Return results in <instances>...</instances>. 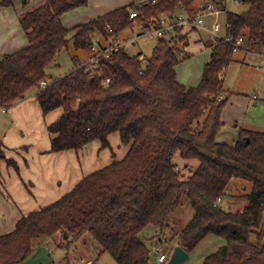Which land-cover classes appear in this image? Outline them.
Segmentation results:
<instances>
[{
    "label": "trees",
    "instance_id": "1",
    "mask_svg": "<svg viewBox=\"0 0 264 264\" xmlns=\"http://www.w3.org/2000/svg\"><path fill=\"white\" fill-rule=\"evenodd\" d=\"M200 1L143 0L71 29L64 28L61 17L87 7L89 0H44L20 17L27 46L0 61V107L7 109L34 92L43 116L61 110L47 127L51 153L77 151L93 141L107 148L112 133L129 148L123 159L83 177L0 235V264L24 262L38 240L55 234L66 244L88 234L99 256L106 253L116 264H149L150 250L140 234L152 226L153 239L168 229L166 220L182 196L194 215L177 235L176 246L190 253L212 235L224 244L201 264H264V133L241 129L232 146L216 140L228 101L222 83L234 61L231 42L210 44L209 61L192 88L176 79L175 67L190 56L180 29L171 38L156 39L144 62L121 48L99 62L96 75L76 56L66 75L49 80L46 73L70 42L75 50H88L95 36L106 43L133 24L144 28L180 10L193 17ZM240 2L249 7L225 13V36L232 42L242 38L238 51L264 48V0ZM11 5L12 0H0L2 7ZM132 10L137 16L129 20ZM42 81L47 82L43 89ZM235 181L249 183L251 190L241 196L246 201L241 210L225 211L215 203Z\"/></svg>",
    "mask_w": 264,
    "mask_h": 264
},
{
    "label": "crops",
    "instance_id": "2",
    "mask_svg": "<svg viewBox=\"0 0 264 264\" xmlns=\"http://www.w3.org/2000/svg\"><path fill=\"white\" fill-rule=\"evenodd\" d=\"M43 1L12 0L11 6H0V61L6 55L18 52L27 46L25 33L20 26V17L27 11L43 3ZM127 1L129 3L124 0H116L111 3L102 0H89L87 7L66 12L61 17V23L65 29H71L133 3L130 2L131 0ZM140 1L143 0H139L138 2ZM94 2H96V6H93ZM208 3L207 0L200 1L197 5L198 9L195 16L204 14V9ZM201 11L203 12L201 13ZM176 13L175 11L170 16ZM225 21L226 14L224 12L204 14L201 28L180 31L181 34H185L186 36L187 46L185 47V51L188 54L190 45L200 46L201 48L204 46L209 50L208 57L199 60L191 59L187 63H179L175 67L177 81L186 88L196 87L199 84L203 68L210 58L211 43L208 41V37L210 33H214L218 37L224 36ZM134 28L138 30L136 35L128 39L133 46L139 37H143L140 35L141 26L133 24L129 29ZM118 39L123 41L120 39V35ZM123 42L125 43L126 40ZM155 44L156 40L153 43L152 49ZM82 51H84L86 56L79 59L84 62L90 56V52L88 50ZM240 51L244 53V57L241 58L243 61L245 55L248 53L262 56L264 48L253 50L249 47H244ZM136 55L145 57L142 53H137ZM236 59L235 57V62L237 61ZM187 69L190 70L189 73L186 72ZM61 112V110H55L43 116L34 97V92L29 93L23 100L5 109L4 112H0V123L4 128V134L0 138V149L4 153L6 160L13 162L9 166L6 160H0V187L5 194L4 201L8 202L5 203L0 199V202H2L0 208L6 213L7 220L6 227L3 228L0 225L1 229H5L0 232V235L11 232L15 223L22 216L55 202L69 192L83 177L102 169L113 160L123 159L128 152L129 146L121 143L118 133H112L107 137V148H101L99 141H93L77 151L69 150L51 153V136L47 132V127L60 117ZM223 120V115H221L222 127L224 126ZM241 129L243 127L239 128L238 132ZM238 132L232 136L230 141L225 142L222 140L220 133L217 135L216 140L219 143L232 146ZM244 193L246 194V192H243L242 196L245 195ZM239 198L242 199L239 196L232 199L235 201ZM222 203H224L223 199L220 205ZM9 204L12 208L9 207ZM169 216L166 220L168 229L159 237L154 238L155 240L153 241L155 242L154 245L160 247L161 250L163 249L161 244L163 239H167L168 234L176 225L174 218L168 222ZM180 232L178 231L175 236L171 237L173 244L171 248L165 251L162 250L163 253L171 255L173 251L172 247H176V238ZM153 235H155L154 230ZM223 244L224 241L221 240L216 243V247L219 248ZM192 252L188 253L189 256Z\"/></svg>",
    "mask_w": 264,
    "mask_h": 264
},
{
    "label": "rangeland",
    "instance_id": "3",
    "mask_svg": "<svg viewBox=\"0 0 264 264\" xmlns=\"http://www.w3.org/2000/svg\"><path fill=\"white\" fill-rule=\"evenodd\" d=\"M111 3L116 0H102ZM121 1V0H118ZM129 3V1L124 0ZM139 0H131L130 2L137 3ZM223 1V0H222ZM227 8L229 11L234 13L245 12L249 5L243 2H238L232 4L231 0H226ZM93 6H96L94 2ZM176 15V14H175ZM137 29H127L120 33V39L122 41L123 49L129 56H135L137 53H142L145 60L151 55V50L153 43L156 39L149 37H139L136 40V44L131 45L129 38H133ZM128 40V41H127ZM121 41V40H120ZM189 59L183 60L180 63H187L191 59H204L208 57L209 50L204 46L190 45ZM76 56L77 58H83L86 56L84 51L75 50L72 47L71 42L67 48L62 49L56 56L55 62L49 64L46 68V73L49 80L58 79L66 75L72 68L73 62L72 58ZM235 57L237 58L235 62ZM243 52H237L234 54V61L230 63L225 72L224 79L222 83L223 89L226 91V97L228 99L225 108L223 109V121L224 126L219 132L221 139L230 141L232 136H234L239 128L243 127L245 130H254L256 132L264 133V71H261L260 66L264 67V57L259 56V54L248 53L245 55ZM190 70H186L189 73ZM257 96L254 99L253 96ZM237 125V127H235ZM4 128L0 123V138L4 134ZM0 160H5L4 153L0 149ZM251 185L243 181H235L229 185L227 195L223 198L221 207L225 211L237 212L241 210L246 201L244 199L233 200L230 196L241 197L243 192H250ZM0 187V199L4 201L5 194ZM245 194V193H244ZM5 203H8L6 200ZM2 202H0L1 204ZM9 207L12 206L9 204ZM0 208V225L4 228L6 227V213ZM193 210L188 202L186 196H182L180 199V205L173 211L168 222L174 218L176 225L173 227L172 231L168 234L167 239H163L162 246L163 251L171 248L173 242L171 237L175 236L178 231H181L185 225L193 217ZM192 216V217H191ZM179 226V227H178ZM181 226V227H180ZM183 226V227H182ZM0 228V232L5 229ZM153 235L152 226H148L141 234L140 237L143 238L145 244L150 250L149 253V264H158L156 261V254L152 252V247L154 246L155 239H151ZM221 241L220 238L216 236H208L203 239L199 245L193 250L192 254L183 264H201L205 256L215 252L218 247L216 243ZM165 242V243H164ZM169 259L170 255L165 253ZM19 264H116L114 260L106 253L99 256V248L92 240L88 234H84L79 240L66 244V240L60 234H55L53 238H43L38 240L30 256L22 263ZM167 264V263H166Z\"/></svg>",
    "mask_w": 264,
    "mask_h": 264
},
{
    "label": "built area",
    "instance_id": "4",
    "mask_svg": "<svg viewBox=\"0 0 264 264\" xmlns=\"http://www.w3.org/2000/svg\"><path fill=\"white\" fill-rule=\"evenodd\" d=\"M240 0H231L232 4L238 3ZM204 14H213L217 12H224L228 11L226 0H223L220 5H216L215 3H209L205 7ZM197 16H190L184 10H180L176 15L173 16H161L157 19L150 20L146 23L144 28H141V33L143 37H149L154 39H161V38H171L175 35V30H193L199 29L203 25V15ZM137 16V12L132 10L129 13V20H133ZM218 39H224L226 42H231V48L233 53L238 52L240 46L242 45V38H237L234 42H232L230 37L222 36L218 37L214 33H210L208 37V41L211 44H214ZM122 48V41L118 38L111 39L110 41L103 43L98 36H95L92 39L91 44L88 47V51L90 52V56L86 61L83 62L85 68L91 71L93 74H98V67L99 62L101 60L109 59L112 55L117 53ZM264 57V53H262ZM138 59L142 62L145 61L143 56H139ZM262 71L264 67L260 68ZM109 79H106L104 83H108ZM47 85V82L42 81L40 83V88L43 89ZM254 99H257V96H253ZM221 99V96L218 98ZM264 103V100L262 101ZM5 109L0 107V112H4ZM221 202V198L216 200L215 204H219ZM152 252L156 254V261L158 264H166L168 261L167 256L165 253L162 252L161 248L158 246L152 247Z\"/></svg>",
    "mask_w": 264,
    "mask_h": 264
},
{
    "label": "water",
    "instance_id": "5",
    "mask_svg": "<svg viewBox=\"0 0 264 264\" xmlns=\"http://www.w3.org/2000/svg\"><path fill=\"white\" fill-rule=\"evenodd\" d=\"M188 257L189 254L185 250L179 246H176L169 257L167 264H183L188 259Z\"/></svg>",
    "mask_w": 264,
    "mask_h": 264
}]
</instances>
